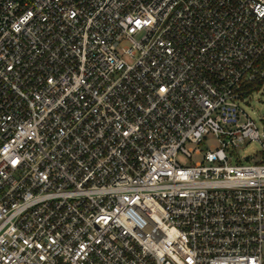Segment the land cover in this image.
<instances>
[{"label": "built area", "instance_id": "obj_1", "mask_svg": "<svg viewBox=\"0 0 264 264\" xmlns=\"http://www.w3.org/2000/svg\"><path fill=\"white\" fill-rule=\"evenodd\" d=\"M258 80L264 0H0V264H264Z\"/></svg>", "mask_w": 264, "mask_h": 264}, {"label": "rangeland", "instance_id": "obj_2", "mask_svg": "<svg viewBox=\"0 0 264 264\" xmlns=\"http://www.w3.org/2000/svg\"><path fill=\"white\" fill-rule=\"evenodd\" d=\"M255 82H261L262 84L257 88ZM248 84H250L249 88L246 87ZM243 87L244 93L242 94L243 102L241 105L258 122V124L261 125L264 123V80L246 83ZM191 145L195 146L194 144ZM263 149L264 148L259 141L248 140L236 149L238 158L234 157V161L241 163L254 162L259 158L258 156ZM194 158L199 159L200 155H194ZM179 161L182 164L191 163L190 159L185 158L182 155L179 156Z\"/></svg>", "mask_w": 264, "mask_h": 264}, {"label": "trees", "instance_id": "obj_3", "mask_svg": "<svg viewBox=\"0 0 264 264\" xmlns=\"http://www.w3.org/2000/svg\"><path fill=\"white\" fill-rule=\"evenodd\" d=\"M255 86L257 87V88H259L260 87V85L262 84L261 82H255ZM253 85V84H252ZM249 86H250V84H248L246 87L247 88H249Z\"/></svg>", "mask_w": 264, "mask_h": 264}]
</instances>
